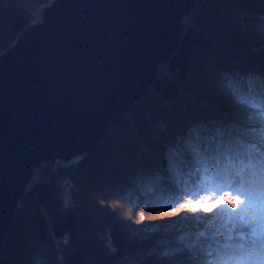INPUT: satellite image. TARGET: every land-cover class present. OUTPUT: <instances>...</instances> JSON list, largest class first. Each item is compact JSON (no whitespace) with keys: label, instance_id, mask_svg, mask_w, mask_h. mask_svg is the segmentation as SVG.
I'll return each mask as SVG.
<instances>
[{"label":"trees","instance_id":"obj_1","mask_svg":"<svg viewBox=\"0 0 264 264\" xmlns=\"http://www.w3.org/2000/svg\"><path fill=\"white\" fill-rule=\"evenodd\" d=\"M36 12L23 0L0 1V53ZM262 113L264 0H194L155 81L94 148L36 168L0 264H228L246 256L240 213L176 208L230 188L237 153L246 164L247 153L264 152ZM249 190L264 191V177Z\"/></svg>","mask_w":264,"mask_h":264},{"label":"water","instance_id":"obj_2","mask_svg":"<svg viewBox=\"0 0 264 264\" xmlns=\"http://www.w3.org/2000/svg\"><path fill=\"white\" fill-rule=\"evenodd\" d=\"M193 3L54 0L0 53V246L36 168L94 148L155 81Z\"/></svg>","mask_w":264,"mask_h":264},{"label":"snow or ice","instance_id":"obj_3","mask_svg":"<svg viewBox=\"0 0 264 264\" xmlns=\"http://www.w3.org/2000/svg\"><path fill=\"white\" fill-rule=\"evenodd\" d=\"M261 116L262 119H264V113H262ZM244 155L245 153L243 152L236 154V170L232 173L233 177L236 178V182L230 185L231 191H229L228 188H221L219 193L215 196L208 194L206 197L202 196L196 200L190 198L186 203L176 208V211L179 212L182 209L188 208L192 212L203 211L204 213H211L216 209L229 206L233 210H236L239 209L240 206L246 204V197L248 201L247 208H249L253 213V216L246 223L251 224L252 220L255 218V214L262 210V202L259 199L257 193L249 189L251 188L253 180L259 185L262 177H264V152H261L259 156H255L254 152L247 153L248 162L246 164L243 162V160H241V157ZM245 169H247V176L250 177L248 181H245L241 176V172H243ZM218 178L220 180H224L227 183L225 174L221 173ZM141 219H143V216H141ZM253 246H258L261 249V252L257 253V257H260L262 254H264V243H258L254 240Z\"/></svg>","mask_w":264,"mask_h":264},{"label":"rangeland","instance_id":"obj_4","mask_svg":"<svg viewBox=\"0 0 264 264\" xmlns=\"http://www.w3.org/2000/svg\"><path fill=\"white\" fill-rule=\"evenodd\" d=\"M23 1L31 5L33 11H37L36 12L37 18H35V21L32 20L31 22L32 24L39 22L38 12H41L44 7L49 6L53 2L52 0H23ZM259 199L262 202V210L255 214V218L252 220L251 224L246 223L253 216L252 211L249 208H247L248 201L246 197H245V201H246L245 205L240 206L239 209L232 210V212L240 213V215L236 219V222H238L236 226L244 225L246 229L248 230L246 233V236H248L252 240L251 242L252 247H251L250 253L256 252V250L253 248L254 240L257 241L258 243H261L262 241H264V197L260 196ZM228 208H231V207L229 206ZM165 249L166 248H161L160 251L165 252L164 251ZM257 250L261 252V249L259 247ZM169 253L171 252L166 251L164 254H169ZM228 264H264V254H262L260 257H257V254H256V255H248V257L246 258H239V259L237 258L236 260L231 261Z\"/></svg>","mask_w":264,"mask_h":264},{"label":"bare ground","instance_id":"obj_5","mask_svg":"<svg viewBox=\"0 0 264 264\" xmlns=\"http://www.w3.org/2000/svg\"><path fill=\"white\" fill-rule=\"evenodd\" d=\"M261 243H264V241H262Z\"/></svg>","mask_w":264,"mask_h":264}]
</instances>
